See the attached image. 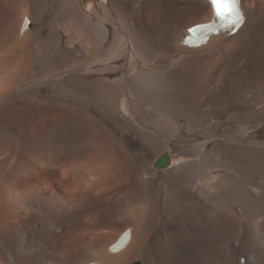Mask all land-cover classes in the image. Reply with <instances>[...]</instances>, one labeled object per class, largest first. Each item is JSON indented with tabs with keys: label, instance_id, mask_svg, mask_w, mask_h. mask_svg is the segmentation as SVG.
I'll use <instances>...</instances> for the list:
<instances>
[{
	"label": "bare ground",
	"instance_id": "1",
	"mask_svg": "<svg viewBox=\"0 0 264 264\" xmlns=\"http://www.w3.org/2000/svg\"><path fill=\"white\" fill-rule=\"evenodd\" d=\"M241 8L236 33L190 47L188 29L214 17L208 0H0V127L28 98L31 128L42 123L30 137L77 141L40 169L39 153L13 165L18 151L0 149V264H264V0ZM80 158L103 193L67 180L61 248L39 217Z\"/></svg>",
	"mask_w": 264,
	"mask_h": 264
},
{
	"label": "rangeland",
	"instance_id": "2",
	"mask_svg": "<svg viewBox=\"0 0 264 264\" xmlns=\"http://www.w3.org/2000/svg\"><path fill=\"white\" fill-rule=\"evenodd\" d=\"M16 2H13V4H11V10H12V8H13V10H12V12H15L18 16L17 17H19V15H20V17H21V15L23 14V10H24V4H22V3H16ZM133 4V3H132ZM20 7V8H18L17 9V7ZM14 9H16V10H14ZM20 9V10H19ZM23 9V10H22ZM19 11V12H18ZM19 13V14H18ZM0 20H1V18H0ZM75 46H78L79 45V43L78 42H76L75 44H74ZM36 98V96H34V99ZM28 98H26V99H24V98H19V99H15V101L13 102V100H14V98L9 102V104H8V106H7V109H9V106H10V108H12L13 106H15V107H13L12 109H14V110H12V115L13 116H10V117H8L7 119H6V121H5V124H2V126L0 127V142H2V143H0V144H4V142H5V144L7 145H5L4 144V146H3V148H2V145H0V149H2V150H6L8 153H7V157L8 158H10V157H12V156H10L12 153V151H18V154L15 156V158L14 159H12L11 160V162H12V164L14 165V163L16 164V161H17V156L19 157V155L21 154V153H23V151L26 149V155H30V154H32L33 153V155H35L36 153H39V155H40V158H41V162L40 163H38V167H39V169H40V167H41V165L44 163V161H48L47 159H48V157H47V155L48 154H50V152H51V150H53L54 149V146L55 147H57V148H62V147H64L65 149L66 148H68L69 150L70 149H75V147H77L76 145V143L75 142H77L75 139H76V136L75 135H72V136H70V138L66 141V139L64 140L63 138H61V137H55L53 134H49V133H47V134H45L44 136H43V138H41L39 141H37V139L36 138H33V137H30V136H32V135H38V133H40L41 132V128H42V123L40 124V126L38 127V128H36V129H33L34 127V124H35V122H36V120H37V118H36V114L32 111H28V110H26L25 108L27 107V105H28V100H27ZM17 100H18V102H17ZM26 100V101H25ZM36 100H37V98H36ZM13 103H15V104H13ZM17 104V105H16ZM23 105V109H20L19 108V106L20 105ZM25 106V107H24ZM19 109H18V108ZM25 111V112H24ZM23 112V113H22ZM22 113V114H21ZM32 115V116H31ZM33 115H35L34 117L36 118V119H34V117H33ZM22 118H21V117ZM30 116H31V118H32V120H31V118H30ZM38 117V116H37ZM10 119H12V120H10ZM21 119V120H20ZM28 119L30 120V121H28ZM8 120V121H7ZM15 120V121H14ZM27 120V121H26ZM12 121V122H11ZM21 121V122H20ZM24 121V122H23ZM26 122V123H25ZM8 123H10V124H8ZM14 123V124H13ZM30 125H29V124ZM8 124V125H7ZM23 124V125H22ZM31 124H32V126H31ZM16 125H17V127H16ZM19 125V126H18ZM22 125V126H21ZM5 126V127H4ZM11 126V127H10ZM4 127V128H3ZM10 127V128H9ZM15 127V128H14ZM19 127V128H18ZM31 127H33V128H31ZM9 130H8V129ZM3 129V130H2ZM5 129H7V130H5ZM30 129V130H29ZM38 129V130H37ZM5 130V131H4ZM10 131V132H9ZM16 132V133H15ZM26 132V133H25ZM6 134V138H5V140H3V138H4V136H5V134ZM13 133V134H12ZM31 133V134H30ZM30 134V135H29ZM3 135V136H2ZM13 135V136H12ZM52 135V136H51ZM11 136L12 138H10L9 139V137ZM20 136V137H19ZM3 137V138H2ZM16 137V138H15ZM73 137V138H72ZM14 138L15 139H20L19 140V142H17L18 140H15L14 141V143L16 144V142L18 143L17 144V146H15V144L13 143V140H14ZM61 138V139H60ZM60 139V140H59ZM71 139V140H70ZM29 140H31V143H28V145L25 143V141L26 142H28ZM33 140V141H32ZM12 141V142H11ZM20 141H21V143H20ZM10 144H9V143ZM63 142V143H62ZM8 143V144H7ZM62 143V144H61ZM14 144V145H13ZM38 144V145H37ZM19 145H21V147L19 146ZM60 145V146H59ZM25 146V147H24ZM8 147V148H7ZM20 147V148H19ZM5 148V149H4ZM21 149H22V151H21ZM35 153V154H34ZM43 154V155H42ZM31 156V155H30ZM45 156V157H44ZM47 157V158H46ZM3 160H1L0 159V162H2ZM4 162V163H3ZM2 163L4 164V165H2V167H4L5 166V161H3ZM76 161H74L73 163L75 164H70L71 165V169H73L74 167V169H73V171H71L70 173H68V174H64L63 176H61L59 179H58V184H59V188L56 190V192H57V194H59V196L60 197H57V199H51L49 202H45V207H44V216H43V219H42V216H40L39 217V219L41 218V220L43 221V223H44V225H45V223L47 222V221H49V224H51L49 227H47V231L48 232H50V233H53V234H55V236H59L58 237V241H59V244L60 245H62V244H64V245H62L61 246V248L62 247H66L67 246V242H68V240L65 238L66 236L64 235V233H66V231L67 230H65L66 229V227H67V223H66V218H63V217H66L67 216V214H69V212H70V205L69 204H71V203H69V198H66V196H67V193H68V189L69 188H67V186H69V182H70V178H71V180H72V177L71 176H73L74 178H75V175L78 173V175H76V177L78 176L79 178L80 177H82V180L84 179V183L88 186L87 188L90 190V188H94V187H90V185H92V183H93V181H95L96 180V176H97V174L93 171V169H91V168H88V166L86 165V162H84V161H82L81 160V158L75 163ZM42 163V164H41ZM80 163V164H79ZM7 168V167H6ZM78 170V171H77ZM7 172V171H6ZM72 172L73 173H75V174H72ZM81 174V175H80ZM89 174V175H88ZM91 174H93V175H91ZM65 175H67V178H66V176ZM73 178V180L75 181V180H77L78 178H76V179H74ZM37 179V178H36ZM69 179V182L67 181ZM94 179V180H93ZM49 180V179H48ZM47 179H45L44 180V184H45V186L47 185V188H50V182L48 181ZM64 181V182H62V181ZM78 180H80V181H82L81 180V178L80 179H78ZM76 181L77 183L78 182H80V181ZM92 180V181H91ZM68 182V184L66 183V182ZM74 181H71L72 182V185H77V183L76 182H74ZM70 182V183H71ZM74 182V183H73ZM88 182V183H87ZM81 183V182H80ZM83 182L81 183L82 185H80V186H83V184H84ZM91 183V184H90ZM84 184V185H85ZM89 184V185H88ZM72 185H70L69 187L71 188L70 190L72 191V189L74 190V188L76 189V190H74V191H77L78 192V190H77V188L79 187V183H78V186L77 187H74V188H72L71 186ZM75 185V186H76ZM98 186H99V184L98 185H95V188H94V190L92 191H89V193L91 192L92 194H93V196H94V194L96 193V192H94L95 190L97 191V194H95L96 195V197H100L101 195H102V193H103V190L101 189V187H99L98 188ZM62 187V190H59L60 188ZM64 187H66L67 188V192L64 190L63 191V188ZM84 187V189H87L86 188V186H83ZM82 187V188H83ZM66 188H64V189H66ZM51 189H52V187L50 188V191H51ZM81 189V187H79V190ZM98 189H99V191H98ZM101 190V191H100ZM65 194V197H63V193ZM73 192V191H72ZM76 192V193H77ZM99 192V193H98ZM90 193V194H91ZM61 194H63V195H61ZM70 194H72L71 192H69L68 193V195H70ZM75 194V193H74ZM74 194H72V195H74ZM37 195L38 196H41L42 197V192H37ZM71 196V195H70ZM61 197H63L62 199L64 200H61V201H63V202H61L60 201V204L61 203H63V204H59V199L61 198ZM69 197V196H68ZM95 197V196H94ZM66 201L68 202V203H66ZM48 203V204H47ZM55 203H57V204H55ZM66 203V204H65ZM81 203V204H80ZM80 203H78L77 204V202L75 203V205H74V207L76 206V207H83V206H85L86 204H88V206H89V208L90 207H92V204H89V203H91L90 202V200H85V201H83V202H80ZM106 203V202H105ZM59 204V205H58ZM77 204V205H76ZM47 205H48V207H47ZM56 206V207H54V206ZM61 206V207H60ZM64 207V208H63ZM49 208V209H48ZM63 208V209H62ZM66 208V209H65ZM72 208V207H71ZM120 208V207H119ZM59 209H61V211H59ZM47 210V211H46ZM67 210V211H66ZM56 212V213H54V212ZM62 211H64V212H62ZM51 212V213H50ZM58 212H60L59 213V215H58ZM50 213V214H49ZM43 213H41V215H42ZM52 214V215H51ZM51 216H53V218L51 217ZM49 217V218H48ZM50 218H51V222H50ZM57 218H59V219H57ZM46 219H47V221H46ZM56 219V220H55ZM61 219H63V220H61ZM53 220V221H52ZM53 222V223H52ZM48 223V222H47ZM47 223H46V226H48L47 225ZM63 223V224H62ZM59 224V225H58ZM60 225H62V226H60ZM65 227V228H64ZM56 228V229H55ZM63 230H65L64 232H62ZM112 231L113 230H100L99 232H98V237H96L97 235L95 234V236L93 235V233H92V231L91 230H86V231H84V236H88V240L87 241H91V238L92 239H94L95 241H97V240H99V237L100 236H102V237H105L104 239H103V241L105 240V242L108 240L107 239V237L108 236H110L111 234H112ZM62 234V235H61ZM93 236V237H92ZM103 241H101L102 243H103ZM65 242V243H64ZM100 243V242H99ZM37 249H39V247H37ZM43 249V248H42ZM54 249V248H53ZM49 250V249H48ZM47 253H48V255H49V257H50V255L52 256V253H53V251L51 252V250H49V251H46ZM45 252V253H46ZM87 252V251H86ZM88 252H89V250H88ZM42 253H44V252H42ZM61 255V254H60ZM62 256V255H61ZM52 261H55V260H51L50 262H52ZM57 261V260H56ZM78 262H74V261H66L65 262V264H77Z\"/></svg>",
	"mask_w": 264,
	"mask_h": 264
},
{
	"label": "snow or ice",
	"instance_id": "3",
	"mask_svg": "<svg viewBox=\"0 0 264 264\" xmlns=\"http://www.w3.org/2000/svg\"><path fill=\"white\" fill-rule=\"evenodd\" d=\"M210 5L214 9L215 19L208 24H196L189 30L190 34H196V40L201 38V34L229 25L234 27L241 19V0H210ZM189 43L194 44L191 40Z\"/></svg>",
	"mask_w": 264,
	"mask_h": 264
},
{
	"label": "water",
	"instance_id": "4",
	"mask_svg": "<svg viewBox=\"0 0 264 264\" xmlns=\"http://www.w3.org/2000/svg\"><path fill=\"white\" fill-rule=\"evenodd\" d=\"M170 164V159L167 155H164L163 157H161L159 159V161L156 162L155 166L156 168H166L168 167ZM123 240H121L117 245L113 246V247H110L111 251H116L120 246H121V243H122Z\"/></svg>",
	"mask_w": 264,
	"mask_h": 264
}]
</instances>
